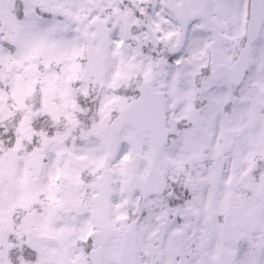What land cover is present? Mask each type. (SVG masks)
<instances>
[{
    "label": "snow or ice",
    "instance_id": "1",
    "mask_svg": "<svg viewBox=\"0 0 264 264\" xmlns=\"http://www.w3.org/2000/svg\"><path fill=\"white\" fill-rule=\"evenodd\" d=\"M0 264H264V0H0Z\"/></svg>",
    "mask_w": 264,
    "mask_h": 264
}]
</instances>
